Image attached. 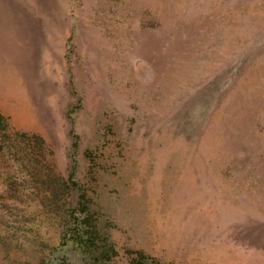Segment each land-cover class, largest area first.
<instances>
[{
    "label": "rangeland",
    "instance_id": "1",
    "mask_svg": "<svg viewBox=\"0 0 264 264\" xmlns=\"http://www.w3.org/2000/svg\"><path fill=\"white\" fill-rule=\"evenodd\" d=\"M17 1L0 90L21 93L0 111L46 144L23 162L0 131V264H91L60 248L41 183L75 205L79 100L76 179L110 264H264V0Z\"/></svg>",
    "mask_w": 264,
    "mask_h": 264
},
{
    "label": "trees",
    "instance_id": "2",
    "mask_svg": "<svg viewBox=\"0 0 264 264\" xmlns=\"http://www.w3.org/2000/svg\"><path fill=\"white\" fill-rule=\"evenodd\" d=\"M73 38H70L72 41ZM72 87L74 93L75 86L72 82ZM80 100L78 106H76L72 111L69 113V119L71 122V130L70 135L74 138L73 143V153H72V166L71 171L69 172V187L68 190H72L77 193L76 203L73 207H63V205H59L58 201L61 199V196L66 190V184L63 187L60 184H56L52 178V176H48L46 179H42L41 183L42 186L47 192L46 198L50 201L46 205H54L58 208V214L61 217L63 224V231L61 234V246L62 250H67L68 248H72L77 253L85 255L89 257L91 264H110L111 260V251L109 246L103 244V239L99 233V227L97 224V219L93 212H91L89 207V201L86 194V191L82 188L78 180L76 179V158L75 153L79 149V136L76 133L75 129V120L73 118V113L77 108L80 107ZM0 131L2 132L1 137L4 139L3 141H11L12 144L10 146L11 150H14L17 145L14 142L18 141L21 145L24 144L26 146L22 150V157L21 160L31 161V152H35L37 155H44L45 151V144L46 141L43 137L39 135H28L26 133H17L15 134V138L12 139L11 133L9 132V126L6 123V119L0 111ZM6 139V140H5ZM2 141V142H3ZM65 209V212L64 210ZM149 257L144 252H139L138 257L133 259V264H150L148 261ZM155 264H163L159 261H156L153 258ZM45 264H54V261L51 260L46 262ZM55 264H66L63 263H55Z\"/></svg>",
    "mask_w": 264,
    "mask_h": 264
},
{
    "label": "crops",
    "instance_id": "3",
    "mask_svg": "<svg viewBox=\"0 0 264 264\" xmlns=\"http://www.w3.org/2000/svg\"><path fill=\"white\" fill-rule=\"evenodd\" d=\"M15 1H17V0H15ZM18 2V1H17ZM32 2L35 4V5H37V1L36 0H32ZM37 7H38V5H37ZM39 7H41V6H39ZM52 20H53V18H52ZM46 26H47V24H46ZM11 67V66H10ZM11 75V74H10ZM9 75V76H10ZM8 78H10V79H12V76H10V77H8ZM0 81L3 83V82H5V81H3V78H0ZM17 83L18 84H15V85H19V84H21V83H19L18 81H17ZM4 90V92H2V93H0V109L1 110H3V109H5L4 108V103H6V101H9V102H13L14 100L12 99V97H16V96H14L15 95V93L14 92H16V91H18V92H20V90L19 89H17V90H12L11 88H6V89H1L0 91H3ZM16 93L17 94V96H20V95H22V94H20V93ZM7 95V96H6ZM6 99V100H5Z\"/></svg>",
    "mask_w": 264,
    "mask_h": 264
}]
</instances>
